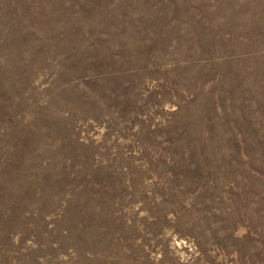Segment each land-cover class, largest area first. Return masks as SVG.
<instances>
[{"label": "rangeland", "instance_id": "1", "mask_svg": "<svg viewBox=\"0 0 264 264\" xmlns=\"http://www.w3.org/2000/svg\"><path fill=\"white\" fill-rule=\"evenodd\" d=\"M0 264H264V0H0Z\"/></svg>", "mask_w": 264, "mask_h": 264}]
</instances>
